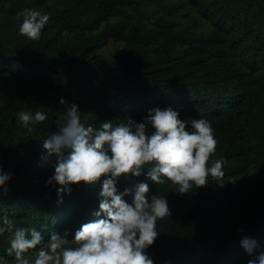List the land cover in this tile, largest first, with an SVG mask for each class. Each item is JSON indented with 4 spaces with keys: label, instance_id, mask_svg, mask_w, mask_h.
I'll return each instance as SVG.
<instances>
[{
    "label": "trees",
    "instance_id": "obj_1",
    "mask_svg": "<svg viewBox=\"0 0 264 264\" xmlns=\"http://www.w3.org/2000/svg\"><path fill=\"white\" fill-rule=\"evenodd\" d=\"M25 9L50 17L39 40L19 34ZM110 44L121 52L103 54ZM71 104L86 127L140 122L155 107L210 122L209 165L223 158L221 181L209 176L184 194L144 175L117 184L148 183L169 202L147 249L154 264H247L241 239L264 246V0H0V167L12 173L0 209L69 240L96 219L104 179L71 185L59 206V185L46 183L54 158L41 159L42 140ZM22 110L48 119L29 131ZM6 247L0 237V254Z\"/></svg>",
    "mask_w": 264,
    "mask_h": 264
},
{
    "label": "clouds",
    "instance_id": "obj_2",
    "mask_svg": "<svg viewBox=\"0 0 264 264\" xmlns=\"http://www.w3.org/2000/svg\"><path fill=\"white\" fill-rule=\"evenodd\" d=\"M49 20L48 14L25 9L19 34L39 40ZM59 103L67 101L61 97ZM17 116L29 131L48 119L43 111L22 110ZM42 141L41 159L54 158L46 183L59 185L58 206L71 194V185H95L104 177L96 219L81 225L69 240L67 234L43 231V226H17L0 209V237L7 242L0 264H154L147 249L159 235L157 221L171 215L169 202L165 195L150 192L145 182L119 191L120 180L144 175L155 185L171 182L184 194L206 185L209 176L217 181L225 177L223 158L209 165L217 146L210 122L182 119L172 107L149 109L140 122L105 120L94 128L81 122L78 105L71 104L57 130ZM11 179L12 173L0 167L2 194H8ZM129 195L130 203L125 200ZM240 246L249 257L247 264H264V246L255 238L243 237Z\"/></svg>",
    "mask_w": 264,
    "mask_h": 264
},
{
    "label": "rangeland",
    "instance_id": "obj_3",
    "mask_svg": "<svg viewBox=\"0 0 264 264\" xmlns=\"http://www.w3.org/2000/svg\"><path fill=\"white\" fill-rule=\"evenodd\" d=\"M122 50L121 44H110L105 50H103V54L113 57L119 54Z\"/></svg>",
    "mask_w": 264,
    "mask_h": 264
}]
</instances>
